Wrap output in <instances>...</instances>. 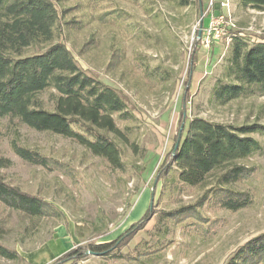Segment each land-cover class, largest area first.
Here are the masks:
<instances>
[{
  "label": "rangeland",
  "instance_id": "rangeland-1",
  "mask_svg": "<svg viewBox=\"0 0 264 264\" xmlns=\"http://www.w3.org/2000/svg\"><path fill=\"white\" fill-rule=\"evenodd\" d=\"M189 1L188 6H181V0L58 4L62 39L78 65L114 88L134 116L122 120L112 115L128 131L131 144L116 140L124 163L118 170L68 138L2 119L0 156L11 162L0 171L2 177L59 214L31 219L0 205V244L20 256L16 261L0 257V264H51L72 248L117 239L148 209L150 220L112 256L88 255L62 264H227L239 248L264 234V137L256 133L251 136L263 149L243 161L254 169L252 176L226 186L248 193L249 207L230 212L204 204L199 208L203 223L187 219L175 224L163 216L194 204L205 191L177 183L174 172L155 183L174 143L189 77L185 131L194 117L264 125V95L253 91L219 104L213 91L219 80L232 83L227 67L233 37L249 45L264 37V7L243 0H202L198 13L194 0ZM220 16L223 23L212 24ZM199 29L203 39L195 50ZM216 30L223 31L218 38ZM40 97L46 101L48 93ZM12 141L61 166L47 169L22 160L11 150Z\"/></svg>",
  "mask_w": 264,
  "mask_h": 264
},
{
  "label": "trees",
  "instance_id": "trees-1",
  "mask_svg": "<svg viewBox=\"0 0 264 264\" xmlns=\"http://www.w3.org/2000/svg\"><path fill=\"white\" fill-rule=\"evenodd\" d=\"M62 1L0 0V142L3 135L1 120L6 118L38 132L68 138L94 156L103 158L111 168L123 170L121 149L116 140L125 145L131 142L128 131L121 130L112 115L118 114L122 120L134 116L120 94L82 69L68 50L62 39L64 24L58 8ZM193 3L199 13L202 0ZM189 4V0L180 3L181 6ZM243 4L263 8L264 0H243ZM201 38H195V50L202 42ZM233 38L227 67V76L232 83L219 80L213 89L219 104L248 92L258 91L264 95V37L250 45ZM31 50L34 52L28 54ZM194 63L195 51L190 61V73ZM189 79L185 83L174 143L157 170L155 183L174 172L177 183L205 191L194 204L163 213L175 224L187 219L205 222L199 211L204 204L230 212L249 207L252 199L248 193L226 186L249 179L254 169L243 161L263 149L262 144L251 136L256 133L264 137V125L259 123L235 126L194 117L185 131ZM43 93H48L46 101L40 97ZM11 150L33 165L47 169L61 166L16 141H12ZM10 164L9 159L0 156V171ZM0 205L31 219L59 214L43 199L6 182L1 173ZM151 211L146 210L117 239L72 248L51 264L74 263L88 255L112 256L150 220ZM0 257L20 260L15 250L1 244ZM227 264H264V234L239 248Z\"/></svg>",
  "mask_w": 264,
  "mask_h": 264
},
{
  "label": "built area",
  "instance_id": "built-area-1",
  "mask_svg": "<svg viewBox=\"0 0 264 264\" xmlns=\"http://www.w3.org/2000/svg\"><path fill=\"white\" fill-rule=\"evenodd\" d=\"M213 22H215L216 24L217 23H223V17L222 16H220L217 20H212V24H213ZM216 36H215V38H218L219 37V34H223V31H221L220 33L216 30ZM208 35H209V33H207V34H205V39H206V42L208 43ZM203 39V38H202Z\"/></svg>",
  "mask_w": 264,
  "mask_h": 264
},
{
  "label": "water",
  "instance_id": "water-1",
  "mask_svg": "<svg viewBox=\"0 0 264 264\" xmlns=\"http://www.w3.org/2000/svg\"><path fill=\"white\" fill-rule=\"evenodd\" d=\"M197 37L200 38L201 37V29H199L198 33H197Z\"/></svg>",
  "mask_w": 264,
  "mask_h": 264
}]
</instances>
